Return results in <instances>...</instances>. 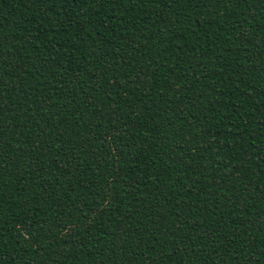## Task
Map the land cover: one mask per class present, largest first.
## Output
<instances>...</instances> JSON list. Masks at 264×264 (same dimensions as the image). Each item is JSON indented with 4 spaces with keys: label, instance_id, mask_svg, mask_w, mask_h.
Listing matches in <instances>:
<instances>
[{
    "label": "trees",
    "instance_id": "trees-1",
    "mask_svg": "<svg viewBox=\"0 0 264 264\" xmlns=\"http://www.w3.org/2000/svg\"><path fill=\"white\" fill-rule=\"evenodd\" d=\"M0 264H264V0H0Z\"/></svg>",
    "mask_w": 264,
    "mask_h": 264
}]
</instances>
